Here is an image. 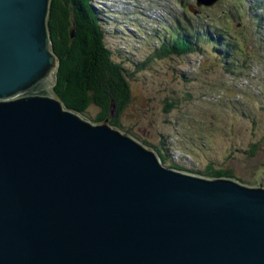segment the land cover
Here are the masks:
<instances>
[{
	"label": "water",
	"instance_id": "1",
	"mask_svg": "<svg viewBox=\"0 0 264 264\" xmlns=\"http://www.w3.org/2000/svg\"><path fill=\"white\" fill-rule=\"evenodd\" d=\"M51 2L0 0V264H264L261 185L166 168L53 96Z\"/></svg>",
	"mask_w": 264,
	"mask_h": 264
},
{
	"label": "rangeland",
	"instance_id": "2",
	"mask_svg": "<svg viewBox=\"0 0 264 264\" xmlns=\"http://www.w3.org/2000/svg\"><path fill=\"white\" fill-rule=\"evenodd\" d=\"M92 1L106 47L134 74L131 101L119 117L121 133L159 149L164 144L166 168L174 163L183 168L175 171L209 179L198 173L212 165L230 170L240 184L264 189V0H222L207 9L184 0L194 12L175 0H169L173 8L167 0ZM186 19L188 26H197L194 35L220 26L236 38V57L225 62L198 40L202 54L153 58L164 36L178 21L187 26ZM221 47L216 51L225 56ZM97 112L92 106L87 114Z\"/></svg>",
	"mask_w": 264,
	"mask_h": 264
},
{
	"label": "trees",
	"instance_id": "3",
	"mask_svg": "<svg viewBox=\"0 0 264 264\" xmlns=\"http://www.w3.org/2000/svg\"><path fill=\"white\" fill-rule=\"evenodd\" d=\"M99 16L92 0H52L48 25L52 49L59 60V65L51 91L53 96L68 109L79 113L82 117L93 123H103L108 120L110 126L120 130L119 117L131 101L129 78L134 74L129 73L130 69L125 67L123 62L117 61L113 56L114 53L106 47L105 32ZM72 22L75 24L73 40L68 33ZM189 28L188 24L186 26L183 23L174 27L173 31L160 41L153 58L162 59L169 56L181 58L196 53L202 54L203 49L197 40L198 33L194 35ZM215 28H208L210 32L203 37V40L211 45V49L218 56L219 52L216 48L222 46L221 49L223 48L226 54L222 55V58L219 57L227 62V59L236 57L239 44L236 38L225 36L221 29L215 30ZM222 39H225L224 43ZM140 68L137 67L138 70ZM92 106L98 110L95 117L87 114ZM166 106L167 111L173 107L171 103ZM112 108L115 110V116L111 118ZM123 132L143 146L151 148L161 163L166 164L169 149L165 148L164 144L162 149H159L146 141L140 142L128 131L123 130ZM255 147V145L251 147V154L254 153ZM168 167L183 171L181 166L174 163L169 164ZM198 174L209 179H235L230 170H216L212 165L205 173Z\"/></svg>",
	"mask_w": 264,
	"mask_h": 264
},
{
	"label": "bare ground",
	"instance_id": "4",
	"mask_svg": "<svg viewBox=\"0 0 264 264\" xmlns=\"http://www.w3.org/2000/svg\"><path fill=\"white\" fill-rule=\"evenodd\" d=\"M257 6H259V5H257ZM214 35L216 36V34H214ZM219 56L222 58V52H219Z\"/></svg>",
	"mask_w": 264,
	"mask_h": 264
},
{
	"label": "clouds",
	"instance_id": "5",
	"mask_svg": "<svg viewBox=\"0 0 264 264\" xmlns=\"http://www.w3.org/2000/svg\"><path fill=\"white\" fill-rule=\"evenodd\" d=\"M234 180V179H233Z\"/></svg>",
	"mask_w": 264,
	"mask_h": 264
}]
</instances>
